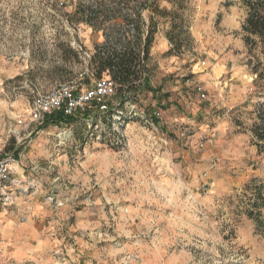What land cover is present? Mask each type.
Instances as JSON below:
<instances>
[{
  "label": "rangeland",
  "instance_id": "obj_1",
  "mask_svg": "<svg viewBox=\"0 0 264 264\" xmlns=\"http://www.w3.org/2000/svg\"><path fill=\"white\" fill-rule=\"evenodd\" d=\"M74 1L0 0V160L13 162L0 264H264V231L243 198L264 181L252 131L264 47L243 41L241 0H161L154 91L117 84L106 112L92 103L29 122L30 83L97 78L102 32L72 17Z\"/></svg>",
  "mask_w": 264,
  "mask_h": 264
},
{
  "label": "trees",
  "instance_id": "obj_2",
  "mask_svg": "<svg viewBox=\"0 0 264 264\" xmlns=\"http://www.w3.org/2000/svg\"><path fill=\"white\" fill-rule=\"evenodd\" d=\"M160 1H74L76 8L72 17L102 32L103 41L95 44L90 57V64L97 76L95 79L107 73L121 90L130 91L133 88L134 94L142 93L143 90L154 91L148 84L147 64L157 32L155 16L165 15L160 8ZM241 4L246 12L241 25L245 45L252 47L260 43L264 47V0H241ZM257 118L258 122L254 123L252 131L260 149L264 148V105L259 107ZM49 119L60 122L68 117L59 111L49 115ZM243 198L245 215L254 221L256 230L264 231V181L247 182Z\"/></svg>",
  "mask_w": 264,
  "mask_h": 264
},
{
  "label": "built area",
  "instance_id": "obj_3",
  "mask_svg": "<svg viewBox=\"0 0 264 264\" xmlns=\"http://www.w3.org/2000/svg\"><path fill=\"white\" fill-rule=\"evenodd\" d=\"M63 2H60L62 4ZM205 62H202L204 64ZM32 94L27 119L29 122L40 121L54 111H61L64 116L70 117L79 110H84L92 103L100 111H108L109 106L106 99L116 93V84L109 77H101L94 80L92 87L77 88L72 82L55 84L46 90L37 88L34 84L29 85ZM200 97L204 98L205 93L200 85L196 86ZM120 113L116 110L115 112ZM113 115V114H112ZM121 115V113L119 114ZM120 118V117H119ZM25 119H18L17 123L22 124ZM12 160L2 158L0 160V200L5 195V183L10 178Z\"/></svg>",
  "mask_w": 264,
  "mask_h": 264
}]
</instances>
